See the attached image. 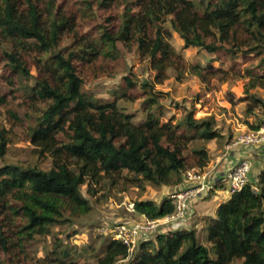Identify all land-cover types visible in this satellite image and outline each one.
Segmentation results:
<instances>
[{
  "label": "trees",
  "instance_id": "obj_1",
  "mask_svg": "<svg viewBox=\"0 0 264 264\" xmlns=\"http://www.w3.org/2000/svg\"><path fill=\"white\" fill-rule=\"evenodd\" d=\"M173 33L183 49L224 52L228 68L189 64L171 45ZM3 47L2 67L25 78L36 70L31 94L43 108L26 136L51 166L45 171L0 167V264H31L28 247L37 238L88 213L83 186L90 195L118 186L175 188L188 184V170L207 167L208 142L222 139L215 118L196 119L189 110L173 122L152 109L157 105L152 85L162 84L169 72L175 81L192 74L205 86L212 80L246 78L243 93L252 103L246 105V114L257 107L264 110V100L249 93L264 86V74L254 77L246 69L242 75L236 62L248 54L264 55V0H0ZM123 52L135 53L148 64L152 81L141 84L143 94L135 91L131 74L122 78L120 90L109 100L83 90L86 82L112 77ZM3 77L13 86L16 76ZM144 94L145 115L134 123L118 102ZM7 106L0 93V107L11 124L24 123ZM8 142L9 130L0 126V159ZM172 211L168 197L159 204L133 202V212L148 220ZM153 239L140 241L128 259L127 248L108 237L100 253L57 240L45 253L44 264H264V172L255 184L218 205L204 227L206 245L195 230L170 231ZM83 253L94 263L80 261Z\"/></svg>",
  "mask_w": 264,
  "mask_h": 264
},
{
  "label": "rangeland",
  "instance_id": "obj_2",
  "mask_svg": "<svg viewBox=\"0 0 264 264\" xmlns=\"http://www.w3.org/2000/svg\"><path fill=\"white\" fill-rule=\"evenodd\" d=\"M192 1L197 2L198 0ZM170 43L177 51L182 53L189 64L204 66L210 63L215 68L223 70L228 68L230 60L224 52L219 51L212 54L193 47L183 49L182 40L174 33ZM4 48L6 47L0 49V58L1 50ZM263 58L264 55L258 56L255 54L238 57L236 62L240 65V74L243 75L246 69L250 70L254 77L264 74ZM116 67V72L112 77L101 76L96 80L86 82L82 87L83 90L92 94L94 98L109 100L114 97L115 91L120 90L122 78L128 74L133 75V80L137 83L135 91L139 94H143L141 84L144 82L151 83L152 81V73L147 62L140 61L135 53L123 52ZM8 75L16 76L13 79V86L4 81L3 76ZM36 75L34 68L30 71V77L25 78L5 69L0 64V93L7 98V107L16 112L20 119L24 120V123L11 124L6 109L0 107V126H4L9 130V142L4 157L0 159V167L12 164L22 168H36L45 171L51 166L48 157H40L34 152L26 136L27 129L33 122L34 117L43 108V104L34 100L31 94ZM246 82V78L237 77L231 78L227 82L212 80L208 86H205L192 74H187L181 81H175L174 74L169 72V78L162 84L152 85V94L157 97V105L152 109L155 112H161L162 120L173 119V122L181 120L184 113L189 110L193 111L196 119L213 116L216 120V128L223 136L222 139L216 141V144L221 145L224 138L226 139L232 133L230 128L232 122L230 120H237L234 121L235 126L239 124L249 126L248 121L245 119L252 113L246 114L245 108L248 103H252L243 93ZM249 93L264 100V86L251 89ZM146 96L144 94V96L131 102L120 100L118 106L131 113L133 122L138 123L145 115L143 100ZM230 99L233 101L230 102ZM239 101L243 102L242 116H237L235 111ZM257 112V118L264 116L262 108H258ZM164 189V186L151 187L145 185L142 189L129 186L122 190L121 186H118L114 189L104 188L95 195H90L87 193L86 186L81 187L83 197L90 203L88 213L73 218L72 223L68 225L54 226L51 229L52 234L50 236L37 238L28 247L30 263L44 264L45 253L53 247L54 243H57V240L72 244L79 249L89 248L95 250L96 253H100L106 237L98 233V228L125 223L129 219L135 220V216L127 212L126 205L139 200H151L155 203L158 200L161 201L169 194L166 195ZM197 234L200 241L206 245L204 235ZM2 259L4 258L2 257ZM80 261L94 263V260L86 253L81 255ZM124 263L118 262L117 264ZM4 264H6L5 261Z\"/></svg>",
  "mask_w": 264,
  "mask_h": 264
},
{
  "label": "built area",
  "instance_id": "obj_3",
  "mask_svg": "<svg viewBox=\"0 0 264 264\" xmlns=\"http://www.w3.org/2000/svg\"><path fill=\"white\" fill-rule=\"evenodd\" d=\"M258 148H264V122L255 129L236 133L225 141L223 145L225 156L240 150L243 157L220 179L213 178L212 169L209 168H205L203 171L188 170L184 174V179L189 185L168 196L173 206L170 215L156 220L144 218L142 221L132 223L101 226L98 228V233L121 242L127 248L128 259L140 241H149L162 230H168V232L185 230L193 215V204L213 190L217 183H221L230 195L239 192L249 184L248 174L251 162L244 154ZM253 191L256 192L257 189L254 187ZM126 210L133 212V202L126 205Z\"/></svg>",
  "mask_w": 264,
  "mask_h": 264
},
{
  "label": "crops",
  "instance_id": "obj_4",
  "mask_svg": "<svg viewBox=\"0 0 264 264\" xmlns=\"http://www.w3.org/2000/svg\"><path fill=\"white\" fill-rule=\"evenodd\" d=\"M239 102L236 105L237 107L235 106V111L237 116H242L243 102ZM257 111L258 108L253 111L252 115L245 119L246 121H248L249 126L245 124H239L236 125V127L234 125V121L237 120H230L232 122V125L230 127L232 133L226 139L224 138L223 143L221 145L216 144V140H212L207 144L209 152V162L206 168L212 169L211 173L213 178L220 179L221 177H223L227 170L234 166L239 161V159L243 157V154L240 153V150L230 154L229 156H225L223 154V145L230 136L249 129H255L260 123L264 122V116L257 118ZM244 155L249 158L251 162V168L248 174L249 183L255 184L258 180V176L264 172V148L254 149V151H251L250 153H245ZM188 185L189 184H181L175 188L165 187L164 191L167 195L168 193L171 194L177 192ZM168 195L166 197H168ZM230 197L231 195L226 191L225 187L222 186L221 183H217L213 190L209 191L206 196H204L201 200H198L195 202V204H193V215L185 230H195L197 233H200L203 236L206 221L210 218H214L215 210L218 205L222 202L227 201ZM160 202L161 201L158 200L156 201V204H159ZM128 213L133 214L135 216V220L129 219L126 220L127 222L132 223L142 221L144 219L143 216L138 215L135 212ZM166 232H168V230H162L159 234H166Z\"/></svg>",
  "mask_w": 264,
  "mask_h": 264
}]
</instances>
